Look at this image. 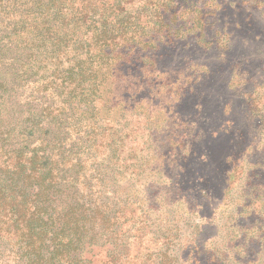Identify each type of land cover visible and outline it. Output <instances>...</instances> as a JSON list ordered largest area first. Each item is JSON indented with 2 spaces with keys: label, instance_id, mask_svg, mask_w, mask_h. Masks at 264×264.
Here are the masks:
<instances>
[{
  "label": "rangeland",
  "instance_id": "374dc122",
  "mask_svg": "<svg viewBox=\"0 0 264 264\" xmlns=\"http://www.w3.org/2000/svg\"><path fill=\"white\" fill-rule=\"evenodd\" d=\"M0 1L5 68L23 54L47 60L26 85L9 77L0 120L20 124L37 105L66 114L48 151L78 214L95 223L87 264H264V0H108L86 10L90 0H61L79 14L73 41L90 40L119 1L111 19L137 32L134 47L117 49L120 64L92 45L94 110L63 105L75 54L61 21L34 20L39 0ZM5 27L24 30L19 47L2 38ZM49 27L57 33L37 30ZM0 264H25L4 239Z\"/></svg>",
  "mask_w": 264,
  "mask_h": 264
},
{
  "label": "trees",
  "instance_id": "16d2710c",
  "mask_svg": "<svg viewBox=\"0 0 264 264\" xmlns=\"http://www.w3.org/2000/svg\"><path fill=\"white\" fill-rule=\"evenodd\" d=\"M107 1L90 0L89 6H83L82 9L96 8V2H99L101 7H105ZM115 3L119 4L120 1ZM80 4H83V0H80ZM112 4L111 9L104 8L101 24L97 30L93 31L90 40H86L85 43L82 40L79 41L82 46L86 45L89 51H86L87 57L83 60L78 59L81 55L79 42L73 41L78 31V18L75 17L79 14L73 8L66 9L61 0H39L37 4L39 9H42L39 17L34 20L42 25L54 19L61 21L59 27L60 25L64 27L62 37L67 41L64 47L70 46L75 54L74 60H71L75 65L67 70L68 78L65 79L68 81L67 100L63 101V105L77 106L82 101L94 110L90 98L93 88L99 86L95 83V79L98 78L101 68L97 71L91 56L88 57L93 50L92 45L99 47L97 54L99 59H112L115 64L117 61L120 64L123 57V54L116 52L118 48L134 47L137 32L128 30L123 17L119 14L115 22L114 18L111 19L116 15L118 8V4ZM6 29L7 27L2 31V38L6 39L9 34L7 36L9 41L6 39L7 45L13 49L19 47L18 42L24 40V37L20 39V32L24 30ZM37 30L57 33V27ZM12 34H17L18 39H12ZM84 34L85 32L82 36ZM128 35L130 39H127ZM38 36H41L43 44L45 41L42 35ZM76 45H78L77 48H75ZM45 46H51V49L55 50V46L52 47L48 41L45 42ZM38 47H32L31 50L35 51ZM20 50H26V47H21ZM113 53L115 56L111 58L109 54L112 56ZM38 57L34 59L23 54V59L19 58L20 62L17 59L9 68H5L6 65L0 61L1 119L4 117L1 108L6 106V100L9 98L7 94V88L10 85L9 77L17 81L19 86L26 85V82L32 79L34 70L39 71L46 67V65L42 67L41 64L46 63L47 60L41 61L44 58ZM105 65L108 68V64ZM10 71L13 72L10 73ZM40 87L42 91H45L46 84ZM55 111L56 114H53L49 105L43 108L37 105L30 108L29 117L20 124L16 123L7 127L6 123L0 120V241L4 239L16 248L25 264H87V261L82 258V251L95 243L93 235L95 223L78 214L76 203L69 200V196L64 191L68 187V184L66 186L68 178L62 179L55 173L59 172L58 166L62 163L52 162L48 149L51 150L53 140L61 139L59 133L64 129V120L67 119L60 106ZM66 111L70 112L71 109ZM68 116L70 118L72 115ZM34 143L37 145L31 148ZM64 165L66 162H63Z\"/></svg>",
  "mask_w": 264,
  "mask_h": 264
}]
</instances>
